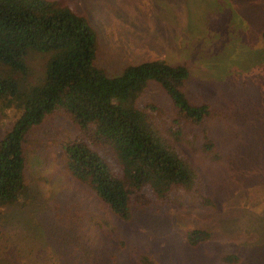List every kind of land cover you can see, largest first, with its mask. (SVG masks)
<instances>
[{
  "label": "rangeland",
  "instance_id": "obj_1",
  "mask_svg": "<svg viewBox=\"0 0 264 264\" xmlns=\"http://www.w3.org/2000/svg\"><path fill=\"white\" fill-rule=\"evenodd\" d=\"M50 1L87 19L109 77L150 60L186 65L185 92L210 106L206 122L184 125L176 140L163 89L149 83L140 101L153 104L152 123L212 204L188 192L122 221L65 170L62 146L77 130L55 114L25 144L27 205L0 208V264H264V0ZM29 63L41 73V57ZM15 118L0 112V139ZM194 229L211 237L190 247Z\"/></svg>",
  "mask_w": 264,
  "mask_h": 264
},
{
  "label": "trees",
  "instance_id": "obj_2",
  "mask_svg": "<svg viewBox=\"0 0 264 264\" xmlns=\"http://www.w3.org/2000/svg\"><path fill=\"white\" fill-rule=\"evenodd\" d=\"M97 53L95 30L60 2L0 0V112L16 113L0 139V208L27 205L25 144L55 114L77 130L62 146L65 170L122 221L154 199L167 203L188 192L210 206L193 168L152 123L155 107L140 101L149 83L163 89L174 109L170 131L176 140L184 125L206 122L210 106L193 104L185 92L186 65L150 60L109 77L97 65ZM36 57L42 59L39 74L29 63ZM210 237L194 229L187 243L196 247ZM140 264L154 263L143 256Z\"/></svg>",
  "mask_w": 264,
  "mask_h": 264
}]
</instances>
